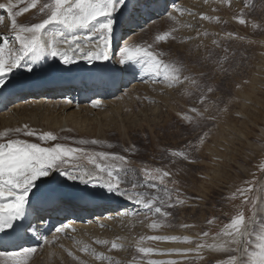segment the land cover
<instances>
[{
	"label": "rangeland",
	"instance_id": "obj_1",
	"mask_svg": "<svg viewBox=\"0 0 264 264\" xmlns=\"http://www.w3.org/2000/svg\"><path fill=\"white\" fill-rule=\"evenodd\" d=\"M197 1L200 0H179L176 5H172L168 1V6L158 12L159 14L157 13L156 17L152 16V21H148L140 29V32L135 35L129 47L132 49L141 47L160 53L165 62L182 61L187 68L186 74L192 76L195 83L185 81L182 85L169 88L164 83L157 82L156 77L146 72L138 64L139 67L135 66L132 68L135 71H133L135 74L133 79L124 85L121 83V90L119 89L115 96L110 97L112 104L105 109L116 108L113 103L119 102L120 98H130L132 96L135 99L137 91H144L143 89L141 90V87L152 88L156 84H160L159 94L157 92L156 95L152 94L151 100L147 102V105L134 110L132 114L129 112L128 116L126 115L127 119L125 116L121 118L115 113V116L118 117L116 118V120L118 119L117 124L122 132L126 131V123L129 120L136 121L138 125H147L146 127L149 130L155 129L154 126L157 122L163 125L162 130L157 131V134L149 135L147 139L144 138L147 141V145H143L145 146L143 147L144 154L138 155V152H134L131 156H128L125 150L119 153L120 155L126 154L125 156L130 160V165L140 178V182H144L143 174L140 170L145 166L149 169L161 168L169 170L173 173V176L169 179H175L179 182L177 185L169 183L168 187H178L185 204L168 209L172 216L167 218V220L163 217H158V215L146 214V220H141L140 217L138 219L131 215H125L127 217L122 215V219H116L121 220L122 223L127 221L126 224L152 229L150 224L156 218V221L162 223L163 226L156 230L153 229L155 234L152 236H159L167 231L180 229L184 231L188 229V232H195L196 234L209 231L211 235H214L238 211H244L246 216L250 215L251 204H242L241 199L231 201L227 199L237 188L246 187V181H251L254 185V191L249 193L250 198L264 200V137H262L264 132V44L262 39V36H264V0H206L205 2L201 1V3ZM180 9L185 11H178ZM187 11L188 13L185 14ZM142 14H144V10ZM201 14L210 19H216L218 22L212 24L209 19L202 20ZM237 18H243L246 23L240 24ZM8 20L9 18L6 21L10 24V20ZM99 20L103 22L104 18L101 17ZM221 23L226 24L224 27H229L227 32H222ZM255 27L263 29V35H252V29ZM81 31L84 32L83 35L86 34V30ZM1 32L0 30V34L4 35ZM130 32L122 31L117 37L113 51L116 53L114 58L118 56V61H120L118 53L122 43L126 44L129 38L135 34L133 33L128 37ZM166 32L180 36L179 41H173L168 38L164 42L156 39L157 36ZM198 33L199 36L197 35ZM230 33L233 35L230 36ZM125 37H127L126 41H121ZM189 37L192 39H189ZM213 40L217 43L212 45L210 49L211 55L207 56L208 44ZM218 61L224 62L227 73L220 71ZM258 66L261 69H258ZM255 75H257L256 78ZM235 79L240 80L242 83H235ZM207 86H211L214 91L208 93ZM238 91H241V93L237 94ZM38 96L40 97V95ZM202 96L205 98L203 103L200 102ZM95 98L90 97L87 100L88 103L84 104L87 110L91 109L89 107L95 101ZM18 99L20 101V98H17L16 102H14L15 104L10 106L11 108L0 110V122L2 117L13 113L16 115L17 128H23L24 125H28L30 129L35 130L37 133L51 132L59 128L68 130L74 125L67 116L63 117L64 120L52 117L49 119L47 115H44L46 118L43 116H24L30 114V112L19 116V113L16 112V107L20 105L19 102L17 103ZM78 107L75 106L69 111L66 110L64 115L79 110ZM191 108H197L201 111L207 108L208 111L204 115L209 114V117L214 116L215 119H210L211 122L203 128L199 127L197 130L188 131L186 126L191 125L183 119V116L195 117V113L190 111ZM225 108L227 109L226 111L224 110ZM81 110H84V107ZM161 111L163 113L162 118L158 119L156 114ZM174 116L185 124L183 125L184 129L180 126L169 125L173 121ZM93 117L95 120L86 124V127L88 126L86 131L89 130L87 132L92 133V137L97 139L103 135L104 127L100 119H96L95 115L92 116V119H94ZM122 119L125 120L123 121ZM59 121L61 122L59 123ZM0 130L5 131L4 128ZM228 130L229 132H227ZM205 133L207 134L206 136ZM245 133H247L248 139L243 136ZM202 136L204 137V142L214 146L216 157L212 160V164H210L209 160L204 159L208 161V165L203 164L191 167L185 163L182 157H172L170 155L171 151H185V153L197 158L196 161L200 160V154L203 153L200 149L204 148L199 143ZM16 138L29 142H40L36 137L28 138V136L23 134H18V136L12 138L3 136L0 138V142ZM55 143L64 142L58 139L43 146H52ZM192 145H196V148H193ZM130 146L134 145L130 143ZM80 147H86L92 151H103L94 150L87 146ZM163 151H165V158L160 161V152ZM111 153L118 154V152ZM172 161H175V163ZM200 162H197V164H200ZM53 176L54 180L57 181L55 177L61 175L59 172H55ZM41 184L49 185L47 182L40 183V186H42ZM122 188L132 190L131 185ZM146 189L148 192L145 193L157 194L153 189ZM134 191L136 190L134 189ZM142 209L145 210L143 207ZM116 211V216L121 218L122 211L118 212L117 209ZM209 220H213V223L209 224ZM92 222H87L88 224L85 225L94 226ZM105 224H102V229L99 230V237L97 238L95 237L97 236V231L94 232L95 234L90 231L86 236L82 237V241L77 239H72V241L68 242L62 241L58 243L60 244L58 247L57 245L53 246L55 245L53 242L51 246L50 244L45 245L42 243L43 241L37 244H26V248L40 245L38 252L29 259L28 264H105L104 261L98 260L91 255L90 252L81 251L85 245L94 248L98 254L111 256L116 264H148V260L144 258L131 259L129 251L137 250V247L155 249L153 247L155 241H149L150 239H147V234L143 231H137L138 229L135 228H132V230L125 227L124 224L120 228L109 225V229L105 231V227H103ZM185 224L193 225L194 227H182ZM72 231L71 228L64 229L63 235L62 232L57 233L56 228H52L46 238H52L53 240L56 239L55 237L67 238L66 235H74L71 233ZM101 231L103 233H100ZM211 235L203 239L208 243H212ZM96 240H105L109 243L115 242L122 247L108 251L105 248L106 245L94 243ZM23 246L8 251L20 252L22 248H25ZM50 248L53 250H50ZM69 252L72 253L71 256ZM167 252H169V249ZM228 255L230 254L223 252H203L204 259H200L195 254L180 257L183 259L182 261L184 262L182 263L184 264H218L219 261L226 262ZM0 264H14V261L8 257H0Z\"/></svg>",
	"mask_w": 264,
	"mask_h": 264
},
{
	"label": "snow or ice",
	"instance_id": "obj_2",
	"mask_svg": "<svg viewBox=\"0 0 264 264\" xmlns=\"http://www.w3.org/2000/svg\"><path fill=\"white\" fill-rule=\"evenodd\" d=\"M127 3L128 0H50L39 8L40 13L44 14L46 18L30 25L18 24L16 20V16L29 11V7L13 13L14 4L0 5V8L6 7L9 12L13 35V39L10 41L7 36L0 34V89L9 83L8 78L14 70L24 67L28 72H33L32 65L42 56L58 59L65 66H71L81 60L89 64L96 61H108L117 14H122ZM36 5L37 0H31L30 7L35 8ZM101 17L104 18L103 22L99 20ZM4 19L3 16H0V23ZM201 19L208 20L209 17L201 14ZM237 19L240 24L246 23L243 18ZM81 30H86V34L79 35ZM197 35L199 36V33ZM169 36L170 33L166 32L157 36L156 39L166 42ZM189 39L192 38L189 37ZM213 43L217 42L214 40ZM5 52L8 53L7 56ZM160 55V53L141 47L135 49L123 47L119 52L121 65L140 63L146 72L157 78V82H162L169 88L182 85L185 81L195 83L192 76L186 74L187 68L182 61L165 62L160 58ZM218 66L221 72L227 73L223 61H218ZM213 91L211 86H207L208 93ZM204 99L202 96L200 102L203 103ZM97 105L98 102H95L92 107H97ZM190 111L195 113V117L184 115L183 119L190 125L198 126L199 121L205 118L204 114L208 109L205 108L201 111L191 108ZM207 118L215 119L214 116ZM12 131L28 137L35 136L41 143H33L19 138L0 142V233L14 232L18 226L16 222L24 219L28 209L40 204V183L55 172H59L68 181L78 182L85 186L101 187L108 194L127 197L142 206L146 210V215H158L165 220L172 216L168 209L185 204L180 189L168 187L169 183L173 185L179 183L175 179H169L173 176L169 170L149 169L145 166L140 170L144 182L131 181L133 190H129L121 186L128 184L130 182L128 178L135 176L136 172L129 167L131 162L127 156L92 151L85 147L64 143L43 146L48 142L57 141L59 137L51 132L37 133L28 125ZM7 135V132L2 134V136ZM72 143L98 145L100 141L81 139ZM199 143H204L203 136ZM134 147L125 149V151L131 154ZM192 147L196 148V145H192ZM170 155L183 157L191 162L189 153L171 151ZM172 162L175 163V161ZM245 183L246 187L237 188L227 199L230 201L241 199L242 204H251L250 215L246 216L244 211H238L228 223L222 226L219 232L211 235L209 231H204L197 234L196 241L187 236L182 238L177 236L147 237V239L155 241L194 244V247L188 249L158 253L152 248L137 247V251L145 257L173 254L187 257L190 254H195L200 259H204L203 252L207 249L230 254L226 262L219 261L218 264H264V200L251 199L249 193L254 191V185L251 181ZM138 187L153 189L157 194L134 191ZM30 197L34 199H30ZM33 210L38 219H43L38 215V207H34ZM130 215H136V213ZM208 223L212 224L213 220H209ZM162 226V223H158L156 220L150 224L152 229ZM28 227L30 228V225ZM65 227L62 225L56 229V232H63ZM182 227L194 226L185 224ZM210 235L212 243L203 239ZM42 243L46 245L50 241L44 239ZM94 243L107 245L109 242L96 240ZM120 247L122 246L113 242L108 251ZM39 248L38 244L37 247L22 248L20 252L0 251V257H8L14 261V264H28L29 259L38 252ZM81 251L90 252L105 264H116L111 256L98 254L94 248H90L88 245H85ZM69 255L71 256L72 253L69 252ZM148 264H178V262L149 259Z\"/></svg>",
	"mask_w": 264,
	"mask_h": 264
},
{
	"label": "bare ground",
	"instance_id": "obj_3",
	"mask_svg": "<svg viewBox=\"0 0 264 264\" xmlns=\"http://www.w3.org/2000/svg\"><path fill=\"white\" fill-rule=\"evenodd\" d=\"M49 1L50 0H37V5H36L35 8H31L30 7L31 0H0V5H5L6 6L9 3L14 4L15 7H13V9H12L13 13L20 12L21 9H23L25 7H29V11L23 12L21 15L17 16V22H18V24L30 25V24L41 22L44 19L45 15L40 13L39 8L44 3H48ZM147 1L148 0H144L143 2L146 3ZM201 1L205 2L206 0H200V1H197V2L201 3ZM178 2H179V0H178ZM178 2H177V4H178ZM148 5H151V4L148 3ZM139 6L140 5H135V4L131 5L132 11H134L133 15L137 16V18H138L137 13L143 7L142 5H141V8ZM154 6L155 5L149 7L148 9H150V10L147 13L144 12V14H142V17L139 18L141 20L140 22H142V20H148V21L151 22L152 21L151 17L153 15H154L153 17H156L157 13L153 14V11H156V10L158 11V8H156ZM187 13H188V11L185 14H187ZM0 16H3L5 18L4 21L2 23H0V30L2 31L1 33H3L4 36H7L8 39L11 41L13 39V35H12L11 25L6 21L8 18L10 20L9 12L7 11L6 7L0 8ZM209 22L214 24V23L218 22V20L209 18ZM225 25L226 24L221 23L222 32H227L228 29H229V27H224ZM139 32H140V30H133L132 29V31L128 35V37L130 35H132L133 33H135V34H133L129 38V40L126 42V44H123L121 46L130 47L131 43L134 40L135 35L137 33H139ZM83 33L84 32L81 31L78 34L82 36ZM252 35H254V36L263 35V29L255 27L254 29H252ZM126 38L127 37H125L122 41H126ZM169 39H171L173 41H179L180 36H177L174 33H170ZM262 39H263V44H264V36H262ZM213 41L208 44L207 56L211 55L210 54V49H211L212 45L214 44ZM152 48H153V45H152ZM7 54L8 53L5 52L6 56H7ZM115 54L116 53H114L113 58H114ZM48 57H50V56H48ZM160 58L162 60H164L162 55H160ZM111 59H112V57H111ZM257 68L261 69L260 66H258ZM49 69L50 68L43 69V70H33V72H28L24 68L16 69V70H14L12 75L8 78L9 79V83L3 89H0V93L5 95V100H4L3 104L7 103L8 106L14 105L15 104L14 102H16V99L20 98V101H17V103L19 102L20 105H18L16 107V112L19 113V116H23L24 114H27L28 112H30V114H27V115H24V116H30V117L43 116L44 117V115H47L49 117V119H50V117H52V118H55V119H58V120L60 118H62L60 120H64L63 117L67 116L72 121V124H74V125H72L68 130H62L61 128H59L60 127L59 126V127H57L59 129L53 128V129H56V130H59V131H56V130H52L51 131V133L57 135L59 137V140L61 139L65 144H71V145H74V146H87V147L93 148L94 150H103L105 152L109 151L110 153L111 152H118V154H119V153L124 152L125 149L133 148V146H130V143H132L135 146L133 151H132V153L138 152V155H141V154L145 153L143 147H145L147 145V141L144 138L147 139L149 137V135L151 136L153 134H157V131H161L162 130L163 125H161L160 122L159 123L158 122L155 123V126L153 125L155 127V129L151 128V126H152L151 125L150 128L153 129V130H149V128L146 127L147 125L146 126L143 125V124L142 125L141 124L138 125L136 121H131V120L128 121V120H126V121H128L126 123L127 127L125 126L126 127V129H125L126 131L122 132L120 126H118V124H117V120L118 119L116 120V118H118L117 117L118 115L121 118L125 116L126 119H127V116H128L129 112H131L130 114H132V112L134 110H136V109H138V108H140L142 106H146L147 102L149 100H151L150 98H151L152 94L156 95V92H157V94H159V90L161 89L160 88V84L159 85L156 84V83H155L156 85L152 84V85H155L152 88L141 87V90L143 89L144 91H139V92L137 91L136 92L137 94H135V95H137V97L135 96L136 97L135 99H133L134 97H132V96H130V98L129 97L120 98L119 102L113 103V105L116 106V108H111V109H108V110H105V109L108 107V105L112 104V101H110V98L104 99V96H106L107 94H110L112 90H110L109 92H101V95H103V96H100L97 99L96 98L94 99V100H97V102H98L97 107H92V105H93V103H92L90 105V107H89L91 109L90 110L88 109L89 111L87 110L86 105H84V104L88 103L87 100L90 98L89 95L87 94L86 90H79V89H75V90L69 89V90H67V89H61V88L57 87L56 89H51V90H48L46 92V89L38 90L36 86L32 87V89H30V90H21V89L18 90V88H16L17 84H15V82L18 81L20 78L25 79L26 81H31V80H33V78L35 76L36 77H38V76L40 77V76H42V74L45 71H48ZM65 70L66 69H63V71H65ZM126 70L128 71V73L132 74V76H130V78H129V79L132 80L133 79V75H134V73H133L134 69L127 68ZM135 70H137V69H135ZM49 73H51V71H49ZM18 74H23V76L22 77L21 76H16ZM256 77H257V75H255V78ZM234 81H235V83H238V84L242 83L240 80H237V79H235ZM142 85L145 86L144 84H142ZM121 88H122V86L119 87L120 90H121ZM239 89H241V88H239ZM116 92L113 94L114 96L116 95ZM239 93H241V91H238L237 94H239ZM98 94H99V92H98ZM38 95H40V97ZM62 96H64V97H62ZM127 96H129V95H127ZM73 98H75L76 100H73ZM48 100H50V101L47 102ZM44 101H45V104H44ZM46 102H47V104H46ZM100 103H101V105L99 106ZM81 105H83V106H81ZM75 106L76 107L81 106V107H78L79 110H77L75 112H71L69 114L64 115V112L66 110L69 111L72 108H74ZM83 107H84V110H81ZM115 113L117 114V116H115L116 115ZM158 114H156V116H158V119L159 118L161 119L162 115H163L162 111L158 112ZM93 115L96 116V119H100L101 120V122L103 124V127H104V131L102 132L103 135L100 138L96 139V140L100 141V143L98 145H91V144L76 145V144H73L72 143L73 141H77V140H81V139L89 140V141L92 140V139H95V138L92 137V133H88L87 132L89 130L86 131V128L88 127V126L86 127V124L92 123L93 120H95L94 117H93L94 119H92ZM15 116L16 115H14L13 113H10V114L5 115L4 117L1 118L0 129L4 128L5 131H1L0 130V137H3L2 134L5 133V132L8 133L7 137H9V138H12L14 136H18L17 133L12 131V130L17 128L16 127L17 119H16ZM207 117H209V114H207L204 119H201L199 121L198 126H193V125L186 126L187 130L188 131H194V130H197L199 127L203 128L205 125H208V123L211 122V121ZM44 118H46V117H44ZM69 119H68V121H69ZM60 122L61 121H59V123ZM47 123H49V122H47ZM169 125L170 126H175V127L176 126H180L181 128H183V125H185V124L179 118L174 116L173 121ZM229 128H231V127H229ZM229 130L227 132H229ZM230 131H232V130H230ZM220 133L222 134V132H220ZM21 134H19V135H21ZM229 136H230V133H229ZM243 136L246 137V139L249 138L247 133L243 134ZM32 137H35V136H32ZM262 137H264V132L262 134ZM28 138H31V137H28ZM65 138H67V139H65ZM222 138H224V137H222ZM206 139H208V138H206ZM223 140H225V139H223ZM36 141H38V140L36 139ZM33 143H41V142H35L34 141ZM241 143H242V141H241ZM143 145H145V146H143ZM202 146H204V148L200 149V150L203 151V153L200 154V157H199L200 160L196 161L197 158H194L192 155H190L191 162H189V160H185L182 157V159L185 161L186 164L190 165L191 167H193V166L195 167L197 165H203V164L208 165L207 164L208 161H205L204 159L209 160L210 164L213 163L212 160H214V158L216 157V152L214 150V146L212 144H208L206 142H204L202 144ZM126 153H127L128 156L132 155V153L130 154L127 151H126ZM155 158L157 159L156 156H155ZM164 158H165V151L160 152L159 160L163 161ZM199 161H201L200 164H197V162H199ZM129 167L132 168L131 165H129ZM128 179H129L130 182L128 184H126V185H122L121 187H129L131 185V181L140 182V180H139L140 178L137 175L131 176ZM45 182L49 183V185L46 186L45 184H43V185L41 184L42 186H40V189H41L40 198H42L44 195H47L48 192L51 191L53 186H57L58 187V181L54 180L53 174H52V176H50L48 178H45L44 182H42V183H45ZM51 182H54V183H51ZM96 188H100V187H96ZM135 190L137 192H143V193L148 192L145 187H138ZM104 193H105V195L108 194L107 192H104ZM30 199H33V198L30 197ZM107 199L112 200V201H114V200H123L125 203L126 202H134L133 200H129L127 197L118 196V195H111V194H109L107 196ZM53 203H54V208L57 209V210H63V207L65 205H69V208H71V209H75L77 207V205H75L72 201L67 202L65 200H61L60 201V200L57 199V200H53ZM117 206H114L111 209L102 208V209L96 210L95 212L93 211V213H95V217L84 218V219H88V220L93 221L92 225H94V226L85 225L84 224L85 220L83 218H80V217H82V215L77 213V212H74V214H76L77 222L75 221V219L69 218V216H68V218H65V221L69 222L68 224H70V226H71V224L75 225V226L71 227V230L74 229V231L71 232L74 235H66L67 238H65V237H63V238L55 237L56 238L55 240H53L52 238L47 239L48 238L47 237L46 239L50 241V243H48V244H50V246L55 244L53 246L57 245V247H58V245L60 246V244H58V243L62 242V241H67L68 242V241H72V239H77V240L82 241V237L86 236L87 233L90 232V231L92 233L97 231V233H96L97 236H95L97 238V237H99L98 236L99 235V230L102 229L101 227H102V224H104V223H106L103 226V227H105V231H106V229H109V225H113V227L120 228V226H122L124 224V226L127 227V228H130V229L135 228V229H138L137 231H141V232L143 231L144 233L147 234L146 237L152 236V235L155 234L153 229H150V228L146 229V228H142V227H139V226L126 224L127 221L122 223L121 220H116V219H122L123 218L122 215L124 217H127L125 215H130L132 213H136V215H131V216H134L135 218H138V219L140 217L141 220L142 219L146 220L147 216L145 215V210L142 209V206H139V205H137L134 202V204H129L127 206L122 207L123 211L121 212V218H118V216H116L117 211H116L115 208ZM139 213H141V215H139ZM38 215L43 217V219H38L37 215L35 213L34 224L36 225L37 228H32V231H33L32 232L33 233L32 240H34L36 242H38V241L41 242L45 238V236L42 235V233H44L46 231V226H47V224H45L44 220L45 219L52 220V219H54L56 217H54V215H55L54 213L38 212ZM93 218H95V221L93 220ZM128 218L131 219L132 217H128ZM81 219H83V220H81ZM154 220H156V218H154ZM91 221H87V222L89 223ZM62 233L64 235V232H62ZM100 233H103V231H101ZM159 236H162V237L163 236H177V237H181V238L187 236L190 239H192L193 241L197 240V234L195 232L194 233L193 232L192 233L188 232V229H186V231H184L182 229L174 230V231L171 230V231H167V232H165L163 234H160ZM65 239H67V240H65ZM149 241L153 242L155 240H149ZM52 242H53V244H52ZM181 244L182 243H180V242L155 241V244H153V247H155V250L158 253L159 252L168 253L167 252L168 249H169V252H171L173 250H183V249H188V248L194 247L193 244H187V243H183V245H181ZM110 247H111V243H109V244H107L105 246V248L107 250ZM50 250H53V249L50 248ZM0 251H4V249L3 250L0 249ZM204 252L216 253L215 251H211V250H207V249H205ZM191 255H193V254H190L189 256H191ZM129 257L131 259H139V258L143 259L144 258L145 260L152 259V260H156V261L174 260V261H177L178 264H184V263H182V262H184V261H182L183 259H181V257L179 255H175V254H173V255H151V256L145 257V256H143L142 253H139L137 250H130L129 251Z\"/></svg>",
	"mask_w": 264,
	"mask_h": 264
}]
</instances>
